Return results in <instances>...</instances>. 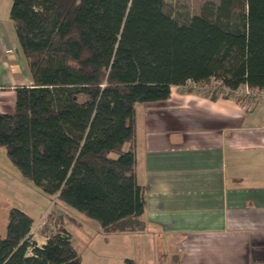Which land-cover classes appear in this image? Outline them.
I'll list each match as a JSON object with an SVG mask.
<instances>
[{
    "label": "trees",
    "instance_id": "1",
    "mask_svg": "<svg viewBox=\"0 0 264 264\" xmlns=\"http://www.w3.org/2000/svg\"><path fill=\"white\" fill-rule=\"evenodd\" d=\"M165 7V0H12L9 9L32 85L15 86L14 110L0 113V146L25 178L105 235L145 228L136 102L166 100L171 86L187 81L264 89V0L205 1L183 16ZM62 218L37 245L33 218L10 208L0 264H81Z\"/></svg>",
    "mask_w": 264,
    "mask_h": 264
},
{
    "label": "crops",
    "instance_id": "2",
    "mask_svg": "<svg viewBox=\"0 0 264 264\" xmlns=\"http://www.w3.org/2000/svg\"><path fill=\"white\" fill-rule=\"evenodd\" d=\"M5 51L0 42V113L14 110L15 86L32 85L28 68L6 67ZM140 121L136 114L145 228L119 234L158 242L168 264H264V104L245 108L186 82L144 103ZM30 232L45 243L47 235Z\"/></svg>",
    "mask_w": 264,
    "mask_h": 264
},
{
    "label": "rangeland",
    "instance_id": "3",
    "mask_svg": "<svg viewBox=\"0 0 264 264\" xmlns=\"http://www.w3.org/2000/svg\"><path fill=\"white\" fill-rule=\"evenodd\" d=\"M205 1L217 0H165V10L174 16L189 15L196 12ZM11 2L12 0H0V42L6 49L4 55L6 67L10 66V69L21 72V66H25L26 69L27 66L9 18ZM134 107L140 127L144 103L136 102ZM13 207L26 212L37 221L41 214H46V223L40 228L42 235H48L53 231L57 217L62 215V222L71 233L73 245L81 255V264H124L126 258L133 259L135 264H168L161 256L164 251L158 242L151 240L145 242V238H136L137 234L126 236L113 234L110 241L105 242L108 234L102 233L96 221L58 200L55 195L44 193L20 173L8 158L5 147L0 146L1 236L5 232L8 210ZM151 258H154V262Z\"/></svg>",
    "mask_w": 264,
    "mask_h": 264
},
{
    "label": "built area",
    "instance_id": "4",
    "mask_svg": "<svg viewBox=\"0 0 264 264\" xmlns=\"http://www.w3.org/2000/svg\"><path fill=\"white\" fill-rule=\"evenodd\" d=\"M187 82L190 83L192 89L200 94L211 95L215 93L216 95H230L239 100L245 108H250L256 104H264V89H254L246 84H242L235 89H230L221 85L219 80H212L208 84ZM46 220V214H41L38 221L32 226V231H40L41 226L46 223Z\"/></svg>",
    "mask_w": 264,
    "mask_h": 264
}]
</instances>
